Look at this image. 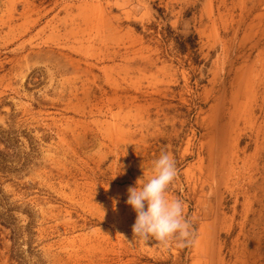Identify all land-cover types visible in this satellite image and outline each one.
<instances>
[{
  "label": "rangeland",
  "instance_id": "374dc122",
  "mask_svg": "<svg viewBox=\"0 0 264 264\" xmlns=\"http://www.w3.org/2000/svg\"><path fill=\"white\" fill-rule=\"evenodd\" d=\"M162 151L190 234L133 241ZM0 264H264V0H0Z\"/></svg>",
  "mask_w": 264,
  "mask_h": 264
},
{
  "label": "clouds",
  "instance_id": "9594fccd",
  "mask_svg": "<svg viewBox=\"0 0 264 264\" xmlns=\"http://www.w3.org/2000/svg\"><path fill=\"white\" fill-rule=\"evenodd\" d=\"M152 168L150 177L138 178L135 186L127 189L126 203L136 213L133 241L151 238L168 244L174 237L184 241L190 234V225L183 215V203L166 195L177 174L175 160L170 153L162 151L152 162Z\"/></svg>",
  "mask_w": 264,
  "mask_h": 264
},
{
  "label": "trees",
  "instance_id": "16d2710c",
  "mask_svg": "<svg viewBox=\"0 0 264 264\" xmlns=\"http://www.w3.org/2000/svg\"><path fill=\"white\" fill-rule=\"evenodd\" d=\"M161 18H163V17H161ZM166 27L168 28L169 32L171 33L170 25L167 24ZM173 39H174V41L177 45V49L180 53L184 54L185 52L190 51L192 59H194V61L196 63H200V61H199L200 55L198 53L199 48H198V43H197L198 36L195 32L190 33L187 37H184V35H182L180 33H175V35H173Z\"/></svg>",
  "mask_w": 264,
  "mask_h": 264
}]
</instances>
